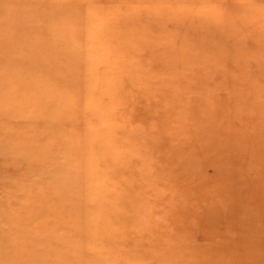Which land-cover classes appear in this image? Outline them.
Returning a JSON list of instances; mask_svg holds the SVG:
<instances>
[{
  "label": "rangeland",
  "instance_id": "rangeland-1",
  "mask_svg": "<svg viewBox=\"0 0 264 264\" xmlns=\"http://www.w3.org/2000/svg\"><path fill=\"white\" fill-rule=\"evenodd\" d=\"M16 6L0 264H264V0Z\"/></svg>",
  "mask_w": 264,
  "mask_h": 264
},
{
  "label": "bare ground",
  "instance_id": "bare-ground-1",
  "mask_svg": "<svg viewBox=\"0 0 264 264\" xmlns=\"http://www.w3.org/2000/svg\"><path fill=\"white\" fill-rule=\"evenodd\" d=\"M3 2H5V0H3ZM3 18H4L3 23H5L4 24L5 28L2 27L0 30V63L2 58L8 57L7 59L8 62L17 64L19 65V67L23 63L26 64L29 62V64H31L34 60V58L33 60L31 58V53L33 52L34 47L26 45V41H28V38L26 37V33L24 32L27 30V28H25L26 24L28 23L30 25V20L32 19V16L30 14H26V12H23L19 6H16L14 13H12L11 15L6 13V15ZM24 21H27L26 24L24 23ZM182 26H183L182 24L177 25V30L178 31H181V29L187 30V28H183ZM148 53L149 52L146 51V54ZM2 66L4 67L6 66V64L5 65L0 64V68ZM3 81H4V77L0 72V86H3L4 84L2 83ZM175 152L173 153L171 152V153L174 154ZM6 248H10V247L5 246L4 250H6ZM34 264H42V261L40 259H37L36 262H34Z\"/></svg>",
  "mask_w": 264,
  "mask_h": 264
}]
</instances>
